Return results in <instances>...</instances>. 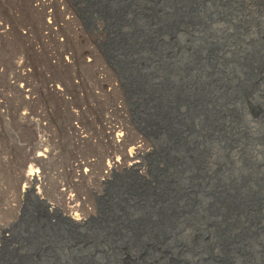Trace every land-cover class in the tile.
<instances>
[{"label":"water","instance_id":"water-1","mask_svg":"<svg viewBox=\"0 0 264 264\" xmlns=\"http://www.w3.org/2000/svg\"><path fill=\"white\" fill-rule=\"evenodd\" d=\"M75 1L89 22L94 13L105 19V54L154 149L152 179L132 172L111 181L88 223L95 234L73 236L69 256L79 264H264V41L243 42L252 26L235 21L242 0ZM217 145L224 160L207 166ZM90 245L96 254L82 249Z\"/></svg>","mask_w":264,"mask_h":264},{"label":"rangeland","instance_id":"rangeland-1","mask_svg":"<svg viewBox=\"0 0 264 264\" xmlns=\"http://www.w3.org/2000/svg\"><path fill=\"white\" fill-rule=\"evenodd\" d=\"M241 6L235 21L252 26L243 42L264 41V0ZM84 8L75 0H0V264H79L69 256L73 236L95 234L88 223L111 181H129L132 172L152 179L154 145L105 54V19L94 13L89 22ZM40 149L48 156L33 159ZM224 153L213 146L205 164L217 166ZM135 154L138 172L129 164ZM110 159L120 166L108 171ZM31 167L40 177L34 189L20 180ZM82 249L96 254L92 245Z\"/></svg>","mask_w":264,"mask_h":264},{"label":"bare ground","instance_id":"bare-ground-1","mask_svg":"<svg viewBox=\"0 0 264 264\" xmlns=\"http://www.w3.org/2000/svg\"><path fill=\"white\" fill-rule=\"evenodd\" d=\"M21 89L23 90V91H26V89L22 86L21 87ZM26 111V110H25ZM24 114H28V112L27 113H24ZM146 124H147V126H149V130L150 131H152V133L154 134V135H158V137H160L159 136V134H158V132H157V130L153 127V125H149V122L147 121L146 122ZM118 136H119V134L118 135H116V138L115 139H118ZM41 141V140H40ZM40 143H42V142H40ZM40 146H42V145H40ZM47 149V148H46ZM39 151V150H38ZM37 151V152H38ZM142 150H140V152H139V157H142V152H141ZM36 153V152H35ZM48 153H49V151L47 150V151H43V152H41V149H40V151L38 152V153H36V155L34 156V158L33 159H35V160H38V159H45L47 156H48ZM142 153V154H141ZM136 155V154H135ZM133 156V157H131L130 156V159H132V161L131 162H129V164H130V166L133 168V169H135L137 172H138V170H139V167H140V162H139V160H134L135 159V157L137 158L138 157V155H136V156ZM33 157V156H32ZM129 157V156H128ZM30 159V158H29ZM113 160V159H112ZM111 159H110V161L109 162H107V166H106V169L108 170V171H110V170H115L118 166H120V164H119V161L118 160H114V161H112ZM20 180H23L24 182H25V184H27V185H29L28 187H32L33 185H34V183L35 182H37V181H40V177H39V175L37 174V171L36 170H34L32 167L30 168V170L29 171H27V172H25L24 174H22L21 176H20ZM33 188V187H32ZM34 189V188H33ZM36 191H37V194L39 195V196H41V193H40V189L38 188H36ZM20 192H22V190L20 191ZM51 207V206H50ZM72 219H76V218H72ZM75 221H78V220H75Z\"/></svg>","mask_w":264,"mask_h":264}]
</instances>
